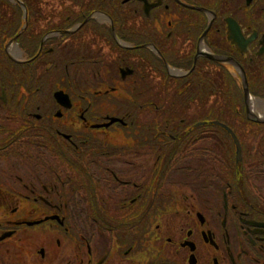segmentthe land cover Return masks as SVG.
Returning a JSON list of instances; mask_svg holds the SVG:
<instances>
[{"label": "flooded vegetation", "instance_id": "1", "mask_svg": "<svg viewBox=\"0 0 264 264\" xmlns=\"http://www.w3.org/2000/svg\"><path fill=\"white\" fill-rule=\"evenodd\" d=\"M214 67L264 88V0H0V264H264V157L224 175L217 131L172 156L114 103Z\"/></svg>", "mask_w": 264, "mask_h": 264}, {"label": "trees", "instance_id": "2", "mask_svg": "<svg viewBox=\"0 0 264 264\" xmlns=\"http://www.w3.org/2000/svg\"><path fill=\"white\" fill-rule=\"evenodd\" d=\"M214 64L216 65L215 62L212 63L213 66ZM213 69L211 80L203 76V80L200 78L195 79L191 82L190 86V83H188L183 87H178V81H175V79L169 80L166 76L153 77L149 81L150 88L147 94L143 95L142 91H135L126 96L120 95L117 100L114 99V103L117 104L118 114L124 118L127 124L131 120H142V123L151 126V133L164 131L172 136L174 140L168 139V136H165V140L169 141L170 148L172 149V156L179 153L175 151L176 148H182L187 145L186 140L189 133H185L184 135L180 133L185 131V129L190 128L192 131H196V129L209 128L217 131L219 148L214 153L218 157L213 156L212 159L215 158L220 161V171L222 174L230 175L234 173L230 168L232 167L231 165L234 166L235 152L229 134L219 126L216 127L212 124L195 128L191 126L196 121L218 120L231 128L238 141H240L243 152L242 162L247 163L246 165H250V167L254 166V170H256V166L260 170V166L263 163L261 159L264 157V123H257L247 118L242 87L238 83V80L231 75L230 71L216 67ZM253 72V70L250 71L251 77L253 76ZM251 77L249 76V79ZM155 78H159L160 80L156 81ZM256 85V83H252V80H249L248 87L251 96L264 98V88L258 89ZM55 88L58 87L47 88L48 99H50L49 95L51 91ZM70 88L71 86H66V90ZM37 92L35 91L32 94H36ZM208 96H212L210 98L212 101L208 99ZM44 98H46L45 95ZM44 98L42 99L43 101L46 100ZM194 102L197 104L199 102V107L191 115L192 117L187 116L185 113H187L189 106L194 104ZM154 140L157 141V138ZM250 141H252L250 150L254 151V154L249 149L247 150L249 154L245 152L246 143ZM251 156H255L256 160L249 163L248 158ZM242 162L239 164V167H241ZM251 169L249 170L250 172L252 171Z\"/></svg>", "mask_w": 264, "mask_h": 264}, {"label": "water", "instance_id": "3", "mask_svg": "<svg viewBox=\"0 0 264 264\" xmlns=\"http://www.w3.org/2000/svg\"><path fill=\"white\" fill-rule=\"evenodd\" d=\"M233 32L235 33L233 35V37L238 36V33H237L235 27L233 29ZM205 56L209 57L213 62L215 61V62H218V63H225V62H231L232 63V60L229 59V58H222V57H218L216 55H207V54H205ZM236 68H238V66ZM129 73H131V70H121L122 77L128 75ZM242 87H243V97H244V101H245V104H246L245 108H246L247 118L248 119H252L253 121H255L257 123L264 122V119L256 118L255 115H253L251 113V111H250L249 98H251V97L248 94V88L246 86L245 80H243V82H242ZM53 95H54V99H55V101H56V103L58 105H60L63 108L64 107L65 108H70L71 107L70 100H69V97H68L67 94H65V93H63L61 91H55L53 93ZM115 121L118 122L119 119L112 118L109 123H112V122H115ZM213 124L215 126H219L222 130H224L227 134H229V136L231 137V140L233 141L234 147H235V152H236L235 160H236L237 163L240 162V160H241L240 144H239V141H237L236 135L234 134L233 130H231V128L227 127L225 124L219 122L218 120L214 121ZM196 125H200V123H198Z\"/></svg>", "mask_w": 264, "mask_h": 264}, {"label": "rangeland", "instance_id": "4", "mask_svg": "<svg viewBox=\"0 0 264 264\" xmlns=\"http://www.w3.org/2000/svg\"><path fill=\"white\" fill-rule=\"evenodd\" d=\"M83 39L84 40H89V36L88 35H85V36H83ZM107 49V48H106ZM13 50V48H9L8 49V51L9 52H11ZM111 50V49H110ZM17 52V51H16ZM13 53H15V51H13ZM15 55L16 56H18V53H15ZM15 56V57H16ZM111 68V67H110ZM109 69V68H108ZM110 70V69H109ZM233 74H234V76H237L238 75V71L237 70H235V69H232V71H231ZM176 73H179V72H177V70L176 69H174V68H171L170 69V75L172 76H174V75H177ZM90 75V74H89ZM90 77V76H89ZM91 78V77H90ZM151 80V79H150ZM100 98H101V96H99ZM254 100H257V103H255V105H254V108L251 106L250 107V103H249V108H250V111H251V113L253 114V115H255L257 118H261V119H263L264 118V100L263 99H261V98H258V97H253V96H251ZM44 99H48V97H46V98H44ZM97 99H99V98H97ZM51 100H52V102L54 103V100L52 99V97H51ZM212 101V100H211ZM52 102H49L50 103V105L51 106H48L47 108H45V109H43L44 111H54V109H58V107L56 106V108H55V106L53 107L52 106ZM112 102H110V101H108L107 102V104H111ZM55 104V103H54ZM42 106H43V104H41ZM48 105V104H47ZM198 107H199V102H198V104L196 103V102H194V104H192V105H190L189 106V110L187 111V113H185L187 116H191V115H193L196 111H197V109H198ZM44 108V107H43ZM41 110V109H40ZM43 110H41L42 112H43ZM198 113V112H197ZM196 115V114H195ZM194 115V116H195ZM192 117V116H191ZM190 118V117H189ZM118 128H120L119 126H118ZM124 134V132H121L120 131V133L119 134H117L118 136H122V138L123 137H125V135H123ZM235 134V133H234ZM118 136H115V140H117V138H118ZM209 136H211V134H209ZM217 138H218V134H217ZM237 138V137H236ZM231 139V138H230ZM125 141H126V139H125ZM124 141V142H125ZM205 141L206 142H204V143H207V144H204V146H207V145H212V140H208V137H207V139H205ZM237 141H238V139H237ZM232 143H233V141H232ZM239 144H240V141H239ZM233 145V144H232ZM241 145V144H240ZM246 145H247V147H246V153L247 154H249L248 152H247V150L249 149L250 150V147H251V145H252V141H250L249 143H246ZM216 146H219V144L218 145H216ZM234 146V145H233ZM241 149H242V147H241ZM253 154H254V151H252V150H250ZM255 156H251V157H249L248 158V162L249 163H251L250 161H254L255 162ZM120 166H122V168L123 169H125V170H128L127 168H126V164H123V163H121L120 164ZM176 178H179L178 176H176ZM176 181V180H175ZM173 185V184H172ZM174 186V185H173ZM175 187H177V185L175 186ZM177 188H179V186L177 187ZM187 193H190V191H187Z\"/></svg>", "mask_w": 264, "mask_h": 264}, {"label": "bare ground", "instance_id": "5", "mask_svg": "<svg viewBox=\"0 0 264 264\" xmlns=\"http://www.w3.org/2000/svg\"><path fill=\"white\" fill-rule=\"evenodd\" d=\"M250 107L252 106L254 108L255 103H257V100H254L252 97L249 98ZM256 117V116H255ZM257 118V117H256Z\"/></svg>", "mask_w": 264, "mask_h": 264}]
</instances>
